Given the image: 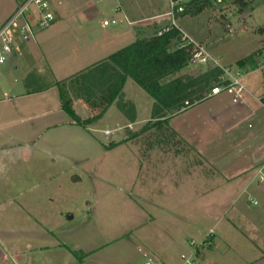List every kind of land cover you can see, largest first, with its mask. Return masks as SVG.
<instances>
[{"label": "rangeland", "instance_id": "rangeland-1", "mask_svg": "<svg viewBox=\"0 0 264 264\" xmlns=\"http://www.w3.org/2000/svg\"><path fill=\"white\" fill-rule=\"evenodd\" d=\"M119 1L127 19L104 25V18L122 14L114 10L117 0H62L61 4L53 0L60 15L54 24L37 28L27 40L22 38L18 22L15 28L21 35L14 41L18 56L11 61L9 55L0 69V157L31 156L23 165L18 159H11L6 165L15 171L17 181H11L8 187L18 197L16 203L5 204L10 198L1 192L0 228L30 236L24 243L20 241L23 249L27 241L66 242V248L55 246L60 250L61 264L67 259L70 264H83L81 260L86 258L84 264H143L144 252L149 253V246L156 243L182 261L179 256L186 250L183 237L193 236L194 232L201 236L217 215H240L236 209L239 204H231L232 198H228L224 187L227 175L213 176L214 182L221 183L218 189L212 180L209 185L198 183L203 176L183 175L185 163L195 165V154H183L192 151L191 145L172 136L165 126H152L135 142L125 140L152 117L154 101L132 78L124 86V99L137 106V122L132 128L125 126L130 119L117 101L99 119L84 123L91 116V109L77 88H68L67 92L73 100L74 113L63 106L59 81L88 65L95 56L102 57L123 45L117 41L100 49L103 37L124 29L131 34L133 26L152 20L129 22L135 17L142 19L158 12L172 16L173 0ZM214 2L213 8L197 16H182L178 23L197 43L206 44L203 47L214 59L213 64L231 66L236 71L239 59L262 46L264 0H246L245 4L233 0ZM17 6V0H0V27ZM93 36L98 38L90 41ZM35 63V71L29 73L32 81L25 86L24 75ZM207 66L193 60L175 76L191 75ZM263 67V55L260 65L248 67L258 68L246 78L258 94L264 90ZM25 88L46 93L25 96ZM4 91L13 97L4 96ZM58 103L61 106L55 107ZM33 109L39 114L24 119ZM118 137L120 142L111 146ZM230 155L226 157L229 160ZM259 157L264 154H242L235 165H245ZM223 196L225 201L230 200L227 206H213V199ZM239 198L247 202L251 214L262 212L264 183L260 172L252 188ZM251 198L256 205L248 204ZM28 203L35 206L27 207ZM50 230L54 238H37ZM150 234L151 238L140 237ZM201 241H196L197 245Z\"/></svg>", "mask_w": 264, "mask_h": 264}, {"label": "crops", "instance_id": "crops-1", "mask_svg": "<svg viewBox=\"0 0 264 264\" xmlns=\"http://www.w3.org/2000/svg\"><path fill=\"white\" fill-rule=\"evenodd\" d=\"M51 3L55 9L57 19L60 15L57 8L58 6L56 4H61L62 0H57L56 4L53 3V0H51ZM16 8L17 7H14L8 16H11ZM128 14L129 16H132L131 12H128ZM164 14L166 15V13L158 12L154 13L150 17H143L142 19L140 17H135L134 20L131 19L129 22L132 23L133 21H137L139 23L143 19L152 18L148 24H137L136 26H133L131 29V34L128 32L129 30L125 29L116 30L110 33L108 32L111 35H106L103 37V45L100 46V49L110 43L117 41L122 42L123 45H120L119 48L114 51L105 53L102 57L98 55L95 56L94 59L89 61L88 65L80 67L76 72L100 59L106 58L111 53L134 42L139 36H148L155 31H161L171 23L179 27L184 36L189 38L191 41L197 42L189 33L182 29L181 25L178 23V20H180L182 16L181 18H176L175 11L172 16H165ZM162 16L165 17L161 18ZM165 21L166 23L161 25ZM20 25L21 33H23V22H21ZM36 30L37 28L31 27V30H29V35L27 37L23 36L22 38L29 40L32 37L31 33H36L38 31ZM230 30L231 29L229 28L228 32H230ZM19 35L21 34L16 32L15 28L14 41ZM97 38L98 36H93L90 38V41ZM14 41L12 45V52L9 57L11 61H15L16 56H18ZM263 44L264 42L262 45ZM203 46L206 47V44L204 43ZM90 49L91 47L89 50ZM37 66L38 65L35 63L34 65L30 66V68L27 70L28 72L25 73V86L26 84H30L29 82L32 81V78H29V73L31 70L35 71ZM237 69H240L243 72L242 82L247 88V91L241 99L235 101L233 94L228 91H223L219 94H212L211 91H209L208 96L204 100L180 111L179 113L171 115L169 118L170 127L173 128L179 134V136L192 147L191 152H183V154H195V165L188 166L185 163V166L183 167V175L190 173L191 175L203 176V178L200 179L198 183H207V185H209L208 183H211V180L214 182L213 176L221 174L227 175V182L224 187H226V192H228V198H232L231 204H239V207H236V209L238 208L237 211L240 213V215H217L213 225L201 236H197L194 232V235H191L192 237L190 235L188 237H183V245L186 247V250L183 251L179 257L182 258L183 254L191 256L196 264H264V207L262 212L251 214V210L247 208V202L245 203L240 198L237 199L242 193H246L248 189L252 188V183L255 176L257 173H261L263 171L264 157L255 158L254 160L252 159L245 165L237 167L235 165L237 157H240L242 154H264V90L258 94V92H256V90L250 86L246 80L247 76L258 68L248 69L247 67L245 69ZM36 79H38V77H36L34 80ZM25 90L26 91L23 94L25 96L46 93V91H41V89L28 90L25 88ZM3 95L13 97V95H9L7 91H4ZM132 102L134 103V101ZM59 106H61V103L55 105V107ZM35 114L37 115L39 113L33 109L31 113L26 114L23 116V118L27 119L33 117ZM178 116L182 117V119L176 120V117ZM150 120H152V117L145 121V124ZM136 122L137 106L135 105V119H130L129 123H127L125 126L132 128L133 124ZM145 124L140 127V130L138 129L133 131V133H139L144 128ZM150 131L151 130L140 133L131 141L135 142L142 135H145ZM116 140H120V138L118 137ZM228 154H231L229 156L232 157L231 160L226 158ZM4 156L5 155L0 157V195L1 192L4 191L5 197L8 195L10 198L5 201V204L11 202L16 203L17 201H15V199L18 197L17 193H12V189H10L8 186L11 181H17V177L15 175L14 169H10V167H6V165L8 164V161H11V159L22 160L23 162H20V165H23L25 164V161L31 159V156L30 158L26 155H15L10 158ZM226 169L230 171H227ZM185 181L186 179H183V187ZM262 181L264 183L263 176ZM216 182L217 181L214 183ZM220 186L221 183L217 182V188L215 189L220 188ZM209 188L207 190H215L214 188ZM199 189L204 190L202 187ZM224 197L225 196H223V198L213 199V206H227L230 200L225 201ZM28 204L29 206L27 207L30 208L35 206L33 203ZM248 204L256 205L257 202L256 200L253 201L251 198ZM26 213L31 215L33 214L30 211H27ZM3 230L4 229L0 228V264H61L58 262L60 259V250L57 247L59 246V248H66L68 246L66 245V242L61 241L60 243L59 240L52 244H31L27 241L25 244L26 248L23 249L20 241L24 243L25 239L29 240L30 236H27L25 233H21L22 231L10 232L9 230H6L3 232ZM211 231L213 233L211 236V245L196 247L191 243L192 240L203 241L208 235L207 233ZM52 232L53 231L50 233L48 231H43L41 234L37 235V238H40L41 240L50 237L54 238L55 234ZM140 237L144 239L151 238L152 236L150 234L142 235ZM170 237H173V235L170 234ZM158 246V243H156V245L153 244L149 246L148 249L151 253L149 252L148 254L168 264H185L183 259L182 261L180 258L177 259V257L172 254V252H169L167 248H160V246ZM73 250L74 249L71 248V251ZM145 253L147 252H144V256L146 258L143 264H151ZM38 254L42 256L37 258ZM86 259H82L81 262H85ZM84 262L82 263L84 264ZM63 264H70V262H68L67 259ZM73 264L76 263L74 262Z\"/></svg>", "mask_w": 264, "mask_h": 264}, {"label": "trees", "instance_id": "trees-1", "mask_svg": "<svg viewBox=\"0 0 264 264\" xmlns=\"http://www.w3.org/2000/svg\"><path fill=\"white\" fill-rule=\"evenodd\" d=\"M18 3L23 0H17ZM184 6L175 10V17L197 16L206 9L214 7V0H173ZM246 3V0H234ZM228 25V21H223ZM228 28V27H227ZM264 34V27L262 28ZM264 42V36H263ZM194 43L189 42L175 24L167 25L161 31L148 36H139L134 42L111 53L80 71L59 81L61 98L65 109L74 113L73 100L67 96L68 88L81 90V98L91 109L86 121L97 120L117 101L120 109L135 119V105L124 99V86L131 77L154 100L152 120L138 133H132L125 140H132L152 126H165L169 133L187 143L170 127L169 118L175 113L204 100L211 88L219 82L223 72L220 65L209 63L191 75H176L194 60ZM264 44L249 55L239 59V68L256 67L262 63ZM264 76V67L262 68ZM80 119V118H79ZM120 140L114 139L111 146Z\"/></svg>", "mask_w": 264, "mask_h": 264}, {"label": "built area", "instance_id": "built-area-1", "mask_svg": "<svg viewBox=\"0 0 264 264\" xmlns=\"http://www.w3.org/2000/svg\"><path fill=\"white\" fill-rule=\"evenodd\" d=\"M184 6L177 1L172 2V11L174 14L175 10L182 11ZM114 10L116 12H122L119 16H112L103 19L104 25L118 24L124 22L127 19L126 12L119 0L114 5ZM56 20V12L51 3V0H23L18 3V6L11 17L0 27V68L8 59L9 55L12 52V45L15 37V26L18 22H23V36H28V31L31 30V27L34 28H46L50 26ZM197 44V47L194 46V60L199 61L200 64L206 65L214 62V59L210 54L205 50L203 46L199 43L193 41ZM196 53L198 56H196ZM264 60V55H263ZM223 72L219 76V82L211 88L212 94H219L223 91H228L233 94L234 100L238 101L241 99L247 88L242 82V71L237 69L233 70L231 66H222ZM264 178V171L261 172ZM212 231L204 238L200 244L197 245L196 241L192 240L191 243L196 247L208 246L211 245L212 240ZM149 262L151 264H168L154 256H151L148 253H145ZM182 259L185 264H196L191 256L186 254L182 255Z\"/></svg>", "mask_w": 264, "mask_h": 264}]
</instances>
